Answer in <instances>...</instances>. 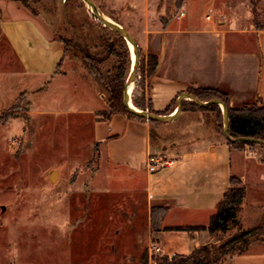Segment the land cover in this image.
<instances>
[{
  "label": "crops",
  "instance_id": "0c3cea01",
  "mask_svg": "<svg viewBox=\"0 0 264 264\" xmlns=\"http://www.w3.org/2000/svg\"><path fill=\"white\" fill-rule=\"evenodd\" d=\"M130 5L124 11L135 16L131 34L138 51L158 57L154 72L143 81L146 103L149 100L154 111L172 113L178 96L189 87L219 90L232 108L264 103V29L243 25L230 0H184L176 14L174 7L161 8L156 16L150 0H131ZM35 17L0 22V33L14 55L8 69L0 70V112L21 93L28 99L37 95L41 106L51 109L40 115L77 116L73 125L82 122L86 138L97 144L100 164L90 178L104 168L106 180L72 182L78 189L66 242L70 264H141L144 251L153 264V255L189 254L215 243L216 232L179 228L207 226L231 186V176L246 188L236 214L239 224L264 223V161L242 160L233 168V152L240 150L219 131L216 109L191 106L184 97L186 107L167 122L141 120L122 111L102 118L99 112L108 104L76 98L78 81L62 71L67 43L61 36L44 35ZM153 129L170 134L167 142L153 144ZM150 155L165 163L150 171ZM249 218L255 220L251 225ZM154 244L159 252L152 251ZM227 264H264V238L233 254Z\"/></svg>",
  "mask_w": 264,
  "mask_h": 264
},
{
  "label": "rangeland",
  "instance_id": "374dc122",
  "mask_svg": "<svg viewBox=\"0 0 264 264\" xmlns=\"http://www.w3.org/2000/svg\"><path fill=\"white\" fill-rule=\"evenodd\" d=\"M93 1L130 33L136 30L132 25L135 16L124 11L126 6L131 7V0ZM150 1L155 16L161 8L174 7L172 14L177 12L176 0ZM230 1L238 7L235 15L244 19L243 25L264 29V0ZM27 15L37 16L35 22L47 37L61 36L69 40L68 57L62 71L66 70L78 81L81 91L76 92V98L106 106L107 93L95 79L91 67L103 73L114 72L122 63L127 80L131 52L123 37L94 17L83 0H0V22L20 20ZM13 61L12 50L0 33V70ZM41 105L42 100L37 95L28 99L21 93L13 105L0 112V264H70L66 242L73 214L77 212L72 202L76 200L78 189L72 182H85L100 164L97 144L86 138L87 126L82 122L73 125V118H77L74 115H40L41 110H51ZM169 136L167 132L151 131L153 144L165 142ZM234 146L241 154L233 152L235 170L242 160L264 161L262 144ZM104 170L101 168L98 176L90 180H106ZM53 172L56 176L51 178ZM253 221L249 218L247 223L251 225ZM249 228L252 227L239 224L236 217L226 229L215 233L213 245L219 247ZM263 238L264 233H257L249 243H240L234 251L224 255L218 264H227L233 254Z\"/></svg>",
  "mask_w": 264,
  "mask_h": 264
},
{
  "label": "trees",
  "instance_id": "16d2710c",
  "mask_svg": "<svg viewBox=\"0 0 264 264\" xmlns=\"http://www.w3.org/2000/svg\"><path fill=\"white\" fill-rule=\"evenodd\" d=\"M184 0H176L175 8L178 10ZM124 39V38H123ZM64 41L69 44V40L64 38ZM120 56V54H119ZM158 64V57L156 55H148L145 57L139 50V63L136 74L135 87L132 91L133 105L138 109L147 110L150 112L158 113L151 108L150 101L146 103L145 95L143 92V81L145 76H150ZM95 79L100 82L107 93L108 109L101 113L102 118L108 119L114 113L122 111L129 116L137 117L141 120H148L144 117L135 115L129 112L124 104V88L126 80V70L124 64L120 63L114 72L103 73L99 70L95 71L92 67ZM187 93L194 94L202 101H206L212 98H218L222 100L227 107L229 117V133L234 136H251L255 138L264 139V103L258 106L256 103L252 105H244L241 108H232L229 106V99L227 94L212 88H187ZM176 100L173 101V104ZM189 104L191 106H198L193 100L190 99ZM186 107V104L182 103V108ZM200 107V106H199ZM204 108L216 109L218 128L223 133V111L222 107L216 103H210ZM160 114V113H158ZM156 122V120H148ZM232 145H256L254 142H231ZM231 186L223 194L221 201L219 202L214 213L211 214L209 223L207 226H186L179 229L191 230V229H207L210 233L224 230L227 228L228 223L236 218V214L241 207V203L246 194V188L239 180V178L231 176ZM264 233V223L242 231L239 235L232 237L231 239L223 242L219 247H215L213 244L201 245L195 248L189 254H174L168 255H153L152 259L154 264H218L224 255L230 251H234L236 246L240 243H249L250 239L257 233ZM244 250H240L237 253H241ZM148 252L144 251L141 256V264H148Z\"/></svg>",
  "mask_w": 264,
  "mask_h": 264
},
{
  "label": "water",
  "instance_id": "95a60500",
  "mask_svg": "<svg viewBox=\"0 0 264 264\" xmlns=\"http://www.w3.org/2000/svg\"><path fill=\"white\" fill-rule=\"evenodd\" d=\"M84 4L88 8V10L92 13L94 17H96L99 21H101L106 26L112 28L116 32H118L126 41L130 51H131V64H130V70L127 76L125 88H124V104L127 108V110L135 115L144 117L148 120H156V121H163L167 122L170 120H173L177 117V115L180 113L182 109V100L184 97H189L191 100H193L197 105L199 106H205L210 103H216L219 104L222 107L223 111V135L226 137L227 140L231 142H254L257 144L264 145V139L262 138H255L251 136H237L234 137L229 133V117H228V110L225 106L224 102L218 98H212L206 101H202L199 98H197L192 93H182L177 98V104L172 113L169 114H158L154 112H150L143 109H138L133 105L132 102V91L134 88L135 80H136V74H137V68L139 63V51H138V45L135 40V38L132 36V34L119 22L113 20L108 15H106L96 4L93 0H83ZM56 172L52 173L51 178H54V174Z\"/></svg>",
  "mask_w": 264,
  "mask_h": 264
},
{
  "label": "built area",
  "instance_id": "2783aa9c",
  "mask_svg": "<svg viewBox=\"0 0 264 264\" xmlns=\"http://www.w3.org/2000/svg\"><path fill=\"white\" fill-rule=\"evenodd\" d=\"M180 14L182 15L183 13H180ZM209 17H210V14H207V18H209ZM164 163H165V160L158 155H150L147 158V166H148V169L150 171L156 170L157 167L163 165ZM152 251L153 252H159L160 251L159 246H157L155 244L152 245Z\"/></svg>",
  "mask_w": 264,
  "mask_h": 264
},
{
  "label": "bare ground",
  "instance_id": "6f19581e",
  "mask_svg": "<svg viewBox=\"0 0 264 264\" xmlns=\"http://www.w3.org/2000/svg\"><path fill=\"white\" fill-rule=\"evenodd\" d=\"M131 52V51H130ZM54 177L56 176V173L53 175Z\"/></svg>",
  "mask_w": 264,
  "mask_h": 264
}]
</instances>
